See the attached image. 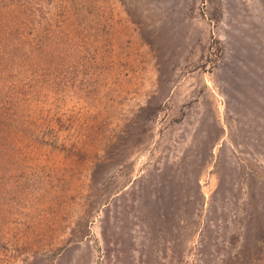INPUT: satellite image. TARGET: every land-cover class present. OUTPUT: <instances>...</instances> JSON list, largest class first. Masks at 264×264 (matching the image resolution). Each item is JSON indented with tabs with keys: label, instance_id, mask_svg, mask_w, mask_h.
<instances>
[{
	"label": "rangeland",
	"instance_id": "rangeland-1",
	"mask_svg": "<svg viewBox=\"0 0 264 264\" xmlns=\"http://www.w3.org/2000/svg\"><path fill=\"white\" fill-rule=\"evenodd\" d=\"M0 264H264V0H0Z\"/></svg>",
	"mask_w": 264,
	"mask_h": 264
}]
</instances>
